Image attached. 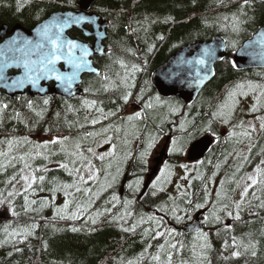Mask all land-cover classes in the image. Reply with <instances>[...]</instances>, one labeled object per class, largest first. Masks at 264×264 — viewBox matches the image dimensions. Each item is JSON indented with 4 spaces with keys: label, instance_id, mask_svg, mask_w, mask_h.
Returning <instances> with one entry per match:
<instances>
[{
    "label": "trees",
    "instance_id": "trees-1",
    "mask_svg": "<svg viewBox=\"0 0 264 264\" xmlns=\"http://www.w3.org/2000/svg\"><path fill=\"white\" fill-rule=\"evenodd\" d=\"M81 1L0 0V29H32L51 14L77 11ZM88 13L109 29L104 61L94 62L100 74L83 77V97L0 98V216L6 218L0 219V264H264V69L240 71L231 59L264 27V0H95ZM69 35L84 40L77 31ZM217 36L226 40L228 56L193 104L158 101L148 81L142 117L125 119L143 75L148 80L181 47ZM246 87L262 104L256 111L261 129L254 133L263 135L255 142L245 129L220 131L229 96ZM252 122L235 121L237 127ZM169 135L177 145L164 174L189 167L181 154L195 141L210 135L214 144L192 164V177L180 185L167 177L147 193L157 196L139 200L152 156ZM31 136L48 139L33 142ZM64 139L81 141L74 154ZM103 141L112 158L98 163L94 148ZM24 146L31 148L29 160L19 154ZM89 162L96 178L83 183ZM25 170L33 174L31 188L10 193ZM248 176L256 183L238 208L231 199L238 179ZM201 212L203 235L182 233Z\"/></svg>",
    "mask_w": 264,
    "mask_h": 264
},
{
    "label": "water",
    "instance_id": "water-1",
    "mask_svg": "<svg viewBox=\"0 0 264 264\" xmlns=\"http://www.w3.org/2000/svg\"><path fill=\"white\" fill-rule=\"evenodd\" d=\"M95 0H82L77 11L57 12L50 15L45 21L32 29H24L21 26L14 27L11 31V37L0 44V96L4 92L7 96L14 98L16 95H23L27 91L30 97H52L61 96L62 98H73L82 96L83 91L80 89L82 77L84 75H99V71L94 67L92 57L103 56L105 52V41L108 38L107 31L109 24L102 21L98 15H87L85 11L93 5ZM69 21L61 32V37L65 41H72L78 45L74 50V56L83 55L82 49H87V55L83 56L84 64L76 71V75L68 86L67 80H57L56 73L61 75H71L73 68L66 59L62 58L54 65L55 73L44 76L38 72H32L31 75L40 78L35 83L26 78L25 61L38 60L39 54L32 53L30 50L41 41V32L46 25L55 21ZM91 28V31L85 29ZM82 32L86 39H94L93 45L90 46L85 42L71 39L68 33L71 30ZM8 34L7 27L0 30V36ZM264 34V27L260 28L253 36L245 41L232 57L236 68L240 71L250 69H264V42L260 37ZM2 37V36H1ZM0 37V38H1ZM45 46L50 47L45 41ZM66 51V50H65ZM205 53H208L205 55ZM227 43L223 37L217 36L205 42H197L192 45L182 47L159 69H157L152 78V84L158 94L163 98H178L186 104L195 102L199 94L214 79L215 68L224 62L227 58ZM197 59H203L204 64H197ZM11 71H17L19 74L9 75ZM22 81V83H21ZM48 84H53L50 87ZM213 140L205 137L196 142L188 151L187 160L196 162L201 160L208 149L212 146ZM167 160L165 150L160 158L155 162L151 169V174L143 185L140 194L142 198L147 192L149 185L156 175L160 165ZM124 185V184H123ZM123 191H121V194ZM199 214L196 217L195 224L184 227L183 233L202 232L205 227L199 223Z\"/></svg>",
    "mask_w": 264,
    "mask_h": 264
},
{
    "label": "rangeland",
    "instance_id": "rangeland-1",
    "mask_svg": "<svg viewBox=\"0 0 264 264\" xmlns=\"http://www.w3.org/2000/svg\"><path fill=\"white\" fill-rule=\"evenodd\" d=\"M260 97L259 94L257 92H255L254 90L250 89L249 87H246L240 91H234L231 93V95L229 96L226 105L224 107V111L222 113V115L226 118L225 122L222 124L224 127H222L223 129H221V133L226 135L227 132L226 127H235L237 129L241 128V129H245L248 131V138H252V141L255 142L259 141V139L261 138L262 135H258L256 137L254 130L256 132H258L261 129V123H260V118H262L261 116H256V111L259 110L260 106L262 104L259 103ZM135 112L134 109L130 110L128 113L131 114ZM233 118H235V121L241 124L242 122H250L251 118H253V122L249 125L248 124L245 127H237L238 125L235 123L234 120H232ZM132 130L128 129V134H131ZM31 138L33 139V142H37V141H44L46 139H48V137H41V136H31ZM52 139H58L57 137L52 138ZM167 138H163L161 139V141H163V145L161 147L164 146L165 142H166ZM62 140V139H61ZM53 141V140H52ZM85 141V140H84ZM94 142V137L93 139L90 141ZM60 143V142H59ZM81 143V141L79 139H68L63 141V144L65 146V148L67 149H71V151L75 152L76 148L78 147V145ZM160 143V144H162ZM177 143V142H176ZM176 143H174L173 145H177ZM108 143L103 141L99 144H97L94 148V154L95 152L98 151L99 148L107 145ZM33 146H38L36 143H33ZM75 146V147H74ZM74 147V150H73ZM161 147L158 150L157 153H159L161 151ZM50 148V146L48 147H43V151H47V149ZM5 148H2L0 151H4ZM30 152H31V148L28 146H24L20 151L19 154L23 155L24 159L29 160L30 158ZM157 153L153 156L156 157ZM96 155V154H95ZM80 157V156H79ZM77 157V158H79ZM97 157V156H96ZM100 157H105V155H101ZM98 157L100 160L101 158ZM251 157V153L249 155V158ZM112 158V157H111ZM233 160H236L238 162V166L239 168L242 166V159L240 158V156L238 154H234V158ZM153 162V158L151 160L150 163ZM149 164V161H148ZM224 166V169H227L228 167L225 165V162L222 164ZM163 169L161 170L162 173ZM167 171V170H166ZM252 172V171H250ZM249 172V173H250ZM160 173V175H158L159 180L156 178L153 182H152V186L156 185V186H160L162 185L163 181L169 177L168 181H170L171 178H174V185H180V183L183 181L182 179H184L185 177H192V166L187 167L185 170L179 169L176 172H174L173 174H164L163 175ZM94 175V178H96L95 176V172L94 170L90 167L86 168V171L83 175V178L85 181L91 180L89 179V176ZM224 176V175H223ZM24 177H27V180L24 179ZM182 178V179H181ZM237 179V178H236ZM251 177H246L245 179L241 180L238 179V184H237V188H236V192H235V196H233V198L231 199L232 204H234L236 207L239 208L240 204L242 203V198L244 193H248L250 187L253 185V180ZM220 181V180H219ZM156 183V184H155ZM33 184V174L28 171L25 170L23 171V173L20 175L19 179L13 184L10 193L15 194V193H23L25 191H28L31 186ZM249 188V189H248ZM153 189V188H152ZM245 189H247V191L245 192ZM154 192V191H153ZM152 192V194H153ZM155 193V192H154ZM150 195L148 194V198L151 197H155L159 194V191L156 192L157 195ZM243 194V195H242ZM5 211L4 210H0V213H3ZM230 213V212H229ZM231 214V213H230ZM223 222L228 223L230 222L228 219H225ZM231 223V222H230Z\"/></svg>",
    "mask_w": 264,
    "mask_h": 264
},
{
    "label": "snow or ice",
    "instance_id": "snow-or-ice-1",
    "mask_svg": "<svg viewBox=\"0 0 264 264\" xmlns=\"http://www.w3.org/2000/svg\"><path fill=\"white\" fill-rule=\"evenodd\" d=\"M69 24V21L63 20V21H55L50 25H46L42 32H41V41L38 42L35 45V48L30 50V54L32 53H38L39 58L35 61L26 60L25 61V68L28 70L26 72V78L29 81H32L35 83L36 79H39L40 76H33L31 75L32 72H38L40 74H43L44 76H48L49 74L55 73L54 65L57 61L64 58L66 59L67 63L71 65L73 68V72L71 75H61L59 73H56L55 78L57 80L63 81L67 80L68 86H71V82L74 79L76 75V71H78L82 65L84 64L83 56L87 55V49H82L83 55L80 57L74 56V50L77 49L78 45L72 41H65L61 37V32L63 31L64 27ZM261 41L264 42V34L260 37ZM45 41L47 42L50 47L45 46ZM66 50V51H65ZM208 53H205L207 55ZM197 64H204L205 61L203 59H197L195 61ZM22 83V81H21ZM47 103V101H45ZM131 119V118H130ZM262 128H264V124H262ZM57 141H52V143H56ZM151 147V144L149 145ZM103 159V157H100ZM62 167H66L65 165H62ZM91 167V162H89V168ZM78 171V170H77ZM163 175V171H162ZM25 180H27V177H24ZM43 179V177H41ZM81 182L86 183L83 176L80 177ZM89 179H94V175L89 176ZM159 180V177L157 178ZM256 181L253 180V184H255ZM136 184H139V181H136ZM80 189L78 188L77 191ZM247 189H245V192ZM85 192L87 193L88 190L85 189ZM243 195V194H242ZM115 199V197H113ZM65 207H67V202L65 204ZM199 207V205H197ZM75 215V214H74ZM150 220L155 219V217H149ZM177 221H179L181 218L179 216L176 217ZM95 222V221H93ZM169 234H173L171 230H169ZM157 235H162V233H157ZM201 235H203L201 233ZM174 248L175 245H172ZM238 255V253L234 254ZM154 259H159L158 257H154Z\"/></svg>",
    "mask_w": 264,
    "mask_h": 264
},
{
    "label": "flooded vegetation",
    "instance_id": "flooded-vegetation-1",
    "mask_svg": "<svg viewBox=\"0 0 264 264\" xmlns=\"http://www.w3.org/2000/svg\"><path fill=\"white\" fill-rule=\"evenodd\" d=\"M87 14H88V13H87ZM88 15H90V14H88ZM7 28H8V32H10V31L12 30V29H10L9 27H7ZM72 31H77V30H72ZM72 31H71V32H72ZM77 33H79V34H81V35L83 36L82 32L77 31ZM10 36H11V34L6 35L4 38H2V39L0 40V43L3 42L5 39H7V38L10 37ZM83 37H84V36H83ZM74 39H76V38H74ZM86 40L89 41V42H88L89 45H92V44H93V39H92V38H90V39H86ZM173 55H174V54H173ZM104 57H105V56H103V57H93V62H103L104 60H102V59H104ZM169 59H170V58H169ZM169 59H168V60H169ZM164 64H165V63H164ZM164 64H163V65H164ZM163 65L159 66L158 68L162 67ZM15 73H18V72H10V74H15ZM25 94H27V95L29 96V94H28L27 91L25 92ZM25 94H24V95H25ZM184 107L187 108L186 106H184ZM171 146H172V145L170 144L169 147H168L169 161H170V159H171V156H170ZM191 146H192V144L190 145V147H191ZM190 147H189V148H190ZM188 150H189V149H188ZM188 150L186 151V154H187ZM102 152H103V153H107V150H104V151H102ZM160 152H161V151H160ZM160 152H159V153H160ZM156 153H157V152H154L153 156H154ZM159 153H157V156H158ZM153 156H152V158H153V165H154V159H155L157 156H156V157H153ZM185 156H186V155H185ZM169 161H168V163H169ZM153 165H152V166H153ZM162 169H163V167L160 168L158 174L161 173V170H162ZM203 216H204V215H203ZM203 216H202V217H203ZM229 225H230V224H229Z\"/></svg>",
    "mask_w": 264,
    "mask_h": 264
}]
</instances>
